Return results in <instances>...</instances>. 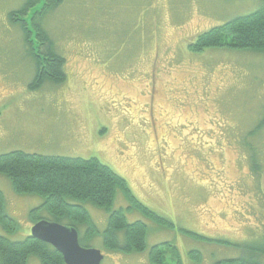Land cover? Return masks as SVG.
<instances>
[{
    "label": "rangeland",
    "instance_id": "374dc122",
    "mask_svg": "<svg viewBox=\"0 0 264 264\" xmlns=\"http://www.w3.org/2000/svg\"><path fill=\"white\" fill-rule=\"evenodd\" d=\"M23 2L0 0V153L97 158L138 201L174 224L148 218L120 189L109 209L67 197L87 209L97 228L82 242L86 226H77L82 245L99 249L101 264H153L149 248L166 241L177 247L181 264L246 259L243 244L262 247L264 51L189 49L199 33L254 11L262 0H62L41 21L65 59V80L47 78L33 88L22 33L7 20ZM0 191L4 213L17 223L13 231L0 223V235L21 240L31 233L30 210L43 198L16 192L4 173ZM115 209L128 222L146 224L143 250L105 249L102 232ZM40 217L55 220L44 209ZM190 251L200 256L189 258ZM253 258L264 264V255ZM26 264L40 261L30 254Z\"/></svg>",
    "mask_w": 264,
    "mask_h": 264
},
{
    "label": "trees",
    "instance_id": "16d2710c",
    "mask_svg": "<svg viewBox=\"0 0 264 264\" xmlns=\"http://www.w3.org/2000/svg\"><path fill=\"white\" fill-rule=\"evenodd\" d=\"M37 2L39 1L24 0L20 7L7 13V20L20 29L27 53L34 66L30 88L47 78L64 82L66 76L65 59L53 50V43L41 21L44 15L57 7L62 0H44L43 8L41 6L36 8ZM27 13L30 14L28 18H26ZM37 19H39L38 22ZM206 47H234L264 51V0L254 11L236 16L199 33L189 44V49L195 52ZM263 124L264 119L261 126ZM252 165L257 167L255 163H251V168ZM0 173L10 178L16 192L35 193L42 196V204L29 212L32 223L43 219L40 217V211L44 209L55 219V222L67 220L66 225L76 230L78 225L84 224L86 228L82 242L91 239L97 232V228L87 209L81 204L68 202L67 197L89 200L93 205L109 209L116 190L120 189L134 208L157 223L167 228H174L170 220L138 201L130 191L126 180L97 158L84 159L13 150L0 153ZM0 223L8 231H13L17 227L15 220L4 213V196L1 191ZM179 230L196 239L230 244L228 241L214 240L185 229ZM77 232L79 243L83 246L79 231ZM119 232H122V238L119 237ZM146 232V224L143 221L128 222L121 209L111 210L107 218V227L102 232V244L106 250L110 251H141L145 248ZM243 245L247 247L246 259L241 256L226 259L225 263L221 261L219 264H259L258 261L253 260V257L254 254L264 255V245L261 247L253 242ZM164 249L168 250L167 257ZM30 254H35L40 264H64L61 253L39 239L28 235L21 240H10L0 235V264H26ZM148 255L153 264H181L177 247L172 242L166 241L151 246ZM188 255L189 258L200 256L196 251H190Z\"/></svg>",
    "mask_w": 264,
    "mask_h": 264
},
{
    "label": "water",
    "instance_id": "95a60500",
    "mask_svg": "<svg viewBox=\"0 0 264 264\" xmlns=\"http://www.w3.org/2000/svg\"><path fill=\"white\" fill-rule=\"evenodd\" d=\"M30 236L61 253L64 264H101L99 249L81 246L74 227L41 219L31 226Z\"/></svg>",
    "mask_w": 264,
    "mask_h": 264
},
{
    "label": "flooded vegetation",
    "instance_id": "af4514ba",
    "mask_svg": "<svg viewBox=\"0 0 264 264\" xmlns=\"http://www.w3.org/2000/svg\"><path fill=\"white\" fill-rule=\"evenodd\" d=\"M214 240H216V239H214ZM217 240H223V239H217ZM225 241H227V240H225ZM213 242H216V241H213ZM230 244H223V245H226V246H236L237 244H239V243H232V242H230V241H228ZM219 243V242H218ZM158 244V243H157ZM155 245V244H154ZM240 246V244L238 245V247ZM237 247V246H236ZM234 258H237V257H234ZM234 258H232V259H234ZM227 259H231V258H227ZM222 260H220V261H218V262H221ZM218 262H216V264L218 263Z\"/></svg>",
    "mask_w": 264,
    "mask_h": 264
}]
</instances>
